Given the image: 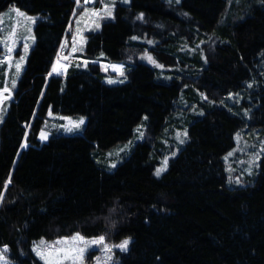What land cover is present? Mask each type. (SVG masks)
Instances as JSON below:
<instances>
[{"label":"trees","instance_id":"16d2710c","mask_svg":"<svg viewBox=\"0 0 264 264\" xmlns=\"http://www.w3.org/2000/svg\"><path fill=\"white\" fill-rule=\"evenodd\" d=\"M247 1L119 5L115 20L88 33L83 52L124 66L128 80L110 85L96 61L51 74L77 0H0V17L12 4L40 15L36 45L0 124V248L11 259L45 264L32 249L36 240L81 232L109 241L132 236L119 264H264V155L244 188L228 185L225 159L246 125L241 108L223 102L231 92L250 99L251 125L264 131V2ZM151 19L167 29H149ZM145 35L159 41L150 50L184 73L187 39L192 50L207 38L217 45L208 64L197 57L190 74L163 82L152 66L126 58L149 48ZM195 91L216 100L204 114L185 112L198 103ZM50 111L87 116L83 134L53 130L41 141ZM144 118L147 137L114 169L106 166L108 152L129 141ZM169 125L181 134L188 126L189 139L156 176Z\"/></svg>","mask_w":264,"mask_h":264},{"label":"rangeland","instance_id":"374dc122","mask_svg":"<svg viewBox=\"0 0 264 264\" xmlns=\"http://www.w3.org/2000/svg\"><path fill=\"white\" fill-rule=\"evenodd\" d=\"M168 1L180 2L181 0ZM233 1L239 3L241 0ZM247 2L250 7L262 3L264 0H248ZM131 3L132 0H93L92 2L90 0H77V6L80 10L74 18L72 29L69 30L70 37L61 43L51 74H66L69 65H82L85 67L89 62L96 61L101 63L103 69L107 71L102 77L105 83L114 85L126 82L129 77L123 74L124 66L121 63H112L106 61L103 57L88 59L83 56V52L89 39L88 33L102 29L104 22L108 20H115L119 5H130ZM39 18L40 15L30 14L14 4L1 13L0 85H3V87L0 88V124L9 110L11 100L14 99V92L20 85L30 52L36 45L35 27ZM148 24L150 25L149 29H167L168 27L165 22H159V20L154 21L151 19ZM140 40H145L149 44V48L142 49L140 47L136 50V54L130 53L126 58L133 62L139 61L152 66L156 70L157 78L163 82H171L178 74H190L194 65H199L198 62L200 61L197 57H201L204 65L208 64L209 56L214 53L217 45V38H207L205 39L206 42H203L204 40L195 41L196 47L192 50L190 40L187 39V48L190 49V52L184 59L187 63L182 64V67L186 68V73H184L180 69V65L171 63L161 53L150 50V47H154L159 43L156 36L145 35ZM17 65H19V68H17ZM190 65H192V68H190ZM54 68L56 71H53ZM249 87H251L250 84H248ZM195 93L198 94L197 105L188 107L189 109H185V112L191 113L196 107L195 112L204 114L205 108L213 106L216 100L205 92L195 91ZM223 102L233 110L234 107L237 110L241 108V114L246 118V125L236 136V147L225 158L229 172L228 185L235 188H244L252 182L250 178L256 176L255 174L261 164L264 155V131L251 125V122L254 121L250 117L252 108L246 107L247 103L250 104V99L248 100L236 92H231L223 99ZM146 119L144 118L138 125L134 136L129 141L108 152L109 158L105 162L106 166L111 165L114 169L131 153L138 141L147 137ZM81 120H83V123L76 127L75 125ZM87 121V116L62 115L50 111L38 138L43 142L47 141L53 130L58 134H83ZM177 127L169 125L167 127L168 131L165 132L166 136L159 140L167 148L164 147L165 156L161 165L155 170V175L158 169H165L159 176L167 171L171 158L178 155L189 139V127H185L182 134ZM42 134L46 135L47 138L42 139ZM165 161H167L166 166ZM101 237L104 238L102 243H91L92 241H100ZM124 240L129 241L126 250L116 247ZM132 241V236L117 241H109L104 235L89 236L81 232H75L56 239L42 237L33 243L32 249L45 264H119L122 258L119 253L128 251ZM80 249L83 250L82 254L79 252ZM0 264H18V262L11 259L7 251L0 248Z\"/></svg>","mask_w":264,"mask_h":264},{"label":"snow or ice","instance_id":"6c2138e0","mask_svg":"<svg viewBox=\"0 0 264 264\" xmlns=\"http://www.w3.org/2000/svg\"><path fill=\"white\" fill-rule=\"evenodd\" d=\"M149 59H151V57H149ZM17 68H19V65H17ZM53 71H56V69L54 68ZM109 82H111V81H109ZM82 123H83V120L79 121V123L76 124L75 126H76V127H79V124H82ZM41 138H42V139H46L47 137H46V135L42 134ZM166 165H167V161H165V166H166ZM164 170H165V169H163V168H162V169H158V170L156 171V175L159 176V175L161 174V172L164 171ZM78 239H82V238H78ZM103 239H104V238L101 237V238H100V241H92L91 243H98V242H99V243H102V242H103ZM128 243H129L128 240H124L120 245H117L116 247H119L121 250H126ZM79 252L82 254L83 250L80 249Z\"/></svg>","mask_w":264,"mask_h":264},{"label":"water","instance_id":"95a60500","mask_svg":"<svg viewBox=\"0 0 264 264\" xmlns=\"http://www.w3.org/2000/svg\"><path fill=\"white\" fill-rule=\"evenodd\" d=\"M91 2L93 1V0H90Z\"/></svg>","mask_w":264,"mask_h":264}]
</instances>
